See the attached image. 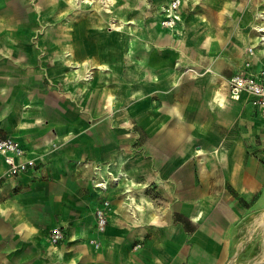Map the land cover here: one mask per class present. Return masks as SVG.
I'll return each mask as SVG.
<instances>
[{
  "label": "crops",
  "instance_id": "1",
  "mask_svg": "<svg viewBox=\"0 0 264 264\" xmlns=\"http://www.w3.org/2000/svg\"><path fill=\"white\" fill-rule=\"evenodd\" d=\"M37 3L0 0V137L36 157L0 180V264H227L264 205V111L232 100L228 79L248 46L259 69L264 41L251 31L238 64L226 49L238 36L184 13L176 34L160 11L114 31Z\"/></svg>",
  "mask_w": 264,
  "mask_h": 264
},
{
  "label": "rangeland",
  "instance_id": "2",
  "mask_svg": "<svg viewBox=\"0 0 264 264\" xmlns=\"http://www.w3.org/2000/svg\"><path fill=\"white\" fill-rule=\"evenodd\" d=\"M30 1L32 6L34 5L33 7L38 4L37 0ZM45 1L48 3L49 8L52 7V5L55 6L57 14H59L56 18L62 20L64 25L67 23L74 24V20L83 19L88 14H94L98 19L104 17L107 21H109L111 30L121 31L125 27L130 29V26L134 24L136 19L141 20L144 25H149L150 23L156 24L154 20L155 16L160 11L163 17V7L168 6L172 0L163 3L162 5L156 4L150 0H107L112 3L108 9L110 10L109 13L106 12L100 0H91V4L88 5L82 4L80 0ZM183 1L182 5V0H179V21L175 27L168 29L170 33H178V25H180L181 21L185 22V15L192 17V19L194 21H198L199 24H206L207 26L215 29L221 28L226 30L227 27V32L230 30L232 31L231 36H227L230 38L238 36L240 38H234L239 39V42L232 39L233 42L226 46L228 53H230L234 59L239 58V64L242 55V48L247 38L251 37L253 42V35L251 31H254L259 35L255 29L253 30V28L258 25L259 22L264 21V19L259 17L260 14L264 15V12H259L264 10V0ZM50 2L53 3L51 6H49ZM138 12H140V16H137ZM183 13L185 15H183ZM51 19H54V16ZM230 25H232L233 30L230 28ZM160 27L162 26L160 25ZM47 30L48 32L50 31L48 28ZM234 46H236V48ZM84 77L87 79L90 78V72L86 73ZM262 207H264V205H261L259 209L250 213L249 216L242 221L238 232L235 235L237 246L227 264H258L262 253H264V231H262V227L260 225L262 219H264V217H262L264 208Z\"/></svg>",
  "mask_w": 264,
  "mask_h": 264
},
{
  "label": "built area",
  "instance_id": "3",
  "mask_svg": "<svg viewBox=\"0 0 264 264\" xmlns=\"http://www.w3.org/2000/svg\"><path fill=\"white\" fill-rule=\"evenodd\" d=\"M179 0H172L171 3L163 7V17L160 25L164 29L175 27L179 21L178 14ZM264 19V15H259ZM256 32L260 35V40L264 41V26L257 25ZM247 57L244 59L242 69L228 79V91L232 100L238 101L243 95L250 98L252 105L264 111V63L256 71L251 70V62L248 56L253 55V48H246ZM36 165V157L30 155L29 150L17 139L12 137H0V180L5 177H13L27 171ZM99 186L104 189L106 183L100 182ZM109 202L103 201L95 210V230L103 233L108 222ZM64 240V233L60 227H54L49 231L48 242L57 245ZM91 244L98 248L97 240H91Z\"/></svg>",
  "mask_w": 264,
  "mask_h": 264
},
{
  "label": "bare ground",
  "instance_id": "4",
  "mask_svg": "<svg viewBox=\"0 0 264 264\" xmlns=\"http://www.w3.org/2000/svg\"><path fill=\"white\" fill-rule=\"evenodd\" d=\"M76 1H78V0H76ZM81 1V3L82 4H91L90 3V1L91 0H80ZM100 2H101V4L103 5V7L105 8V10H106V12H110V10H108L109 9V7L112 5V3H110L109 1H107V0H100ZM86 6V5H85ZM258 27L259 26H255L254 28H253V30L254 29H256V30H258ZM118 31V30H117ZM73 38V37H72ZM88 77H89V75H88ZM110 175L111 176V180L115 183V184H118L119 183V181L121 180V178L122 177H124V175L122 174V173H118V174H113L112 172H108L107 173V175ZM103 180L104 181H107V178L106 177H103ZM105 183V182H104ZM262 217H264V213H262ZM261 227H262V231H264V219H262V221H261ZM258 264H264V253H262V256H261V259L258 261Z\"/></svg>",
  "mask_w": 264,
  "mask_h": 264
}]
</instances>
